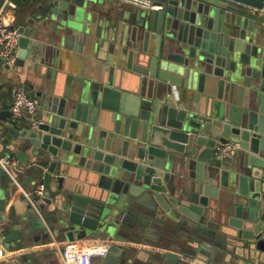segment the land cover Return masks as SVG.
<instances>
[{"label":"water","instance_id":"obj_1","mask_svg":"<svg viewBox=\"0 0 264 264\" xmlns=\"http://www.w3.org/2000/svg\"><path fill=\"white\" fill-rule=\"evenodd\" d=\"M158 1L161 10L93 24L100 0L43 1L56 46H40L28 28L17 60L51 79L27 86L38 126L28 120L18 130L0 111V131L40 168L44 191L33 204L10 194L11 213L26 223L9 231L12 220L0 215L1 246L21 244L20 230L30 239L31 226L41 230L37 243L103 240V264H264V38L252 13L264 0ZM85 45L107 50L109 65L76 76L65 58L60 70L61 48ZM166 83L169 96L157 97ZM219 144L235 154L216 159ZM9 177L0 168V180ZM221 191L213 221L210 198ZM5 193L0 187V212ZM19 259L45 264L35 254Z\"/></svg>","mask_w":264,"mask_h":264},{"label":"crops","instance_id":"obj_2","mask_svg":"<svg viewBox=\"0 0 264 264\" xmlns=\"http://www.w3.org/2000/svg\"><path fill=\"white\" fill-rule=\"evenodd\" d=\"M12 1L15 4V7L9 8L6 12V20L9 25L21 29L23 35L24 31L30 28L29 36L36 38L39 41L40 46H56V34L54 33L50 22L42 12V4L44 0ZM2 2L3 0H0V5ZM138 9L139 8L134 5L119 0H100L98 8L91 13V24H93L94 20L98 18L111 17L113 20H116L118 15H130L132 11H136ZM252 13L254 17V29L261 38H264V11H254ZM61 49L62 57L60 59V70L66 68L62 61H65V58H67L68 60H71L76 76H91L98 73L100 70H103V67L107 66L106 64L109 65L107 50L93 51L86 45L83 46L81 51L76 48L65 49L62 47ZM39 75L41 78L38 77V73L34 71V64H32L29 60H26L24 67L19 66L17 61L13 65H5L0 62V111H5L7 114L11 113L10 107L13 100L14 89L16 87L22 86L27 89L28 85H35L36 89H40L41 80L47 82L49 80L51 81V79L47 78L45 74L42 77L39 72ZM169 87L170 83H166V87H158V85H156L155 94H157V97L160 96L166 98V96H169ZM12 118L15 117H13L11 113V116L7 117V122H12ZM21 118V121L18 120L19 118H15L17 121L14 125L18 130H21L24 127L25 122L30 120L28 116H21ZM39 118L40 109L39 114H37V119L39 120ZM3 124H5V122L2 121L0 117V125ZM0 137V154L14 157L19 162L12 170V175L8 179L0 180V187L4 188L6 192L5 198L7 200L5 211L0 212V215H3L7 218V220H12L13 224L9 225V231H13L12 225L24 226L26 222H23L21 217L15 212L14 214L11 213L9 207L13 199L10 197V194L19 196L21 202H25L26 200L31 202L37 186L44 185L43 173L29 158L26 160H20L18 158L17 149L11 143H2L3 135L1 131ZM224 197L225 192L221 191L219 200L210 198L209 208L212 209L214 215L210 217L211 220L217 221L218 213L215 212V209L222 207ZM43 215L44 212L40 213L41 217H43ZM30 230V239L26 238L23 230L19 231L22 238L21 244L17 243L15 246L11 244V246L9 245L7 248L0 245V264H22L24 263V259H19L21 258V255L29 256L30 254H35L39 259H42L45 264H50L49 262L54 259L57 260L59 264H65L62 256V249H65L67 254L68 264L104 263L105 255H102L101 250V246L104 242L103 240L88 238L76 240L72 243L66 240L60 241L53 239L52 241H39L37 243L31 238V236L40 234L41 230L33 229L31 226ZM167 233L173 236V238L177 237V234H174V232L167 231ZM162 240L170 242V239L164 235L160 236V241ZM142 246L143 248L139 247V249L145 251L148 249L147 245ZM35 247H38V249H34ZM149 247L151 248L150 250L158 251L157 246ZM48 249L51 250L50 254L43 255V253L48 251ZM163 251H166V249H163ZM167 251L175 252L177 254L180 253L179 247L173 244L170 245V248H168Z\"/></svg>","mask_w":264,"mask_h":264},{"label":"built area","instance_id":"obj_3","mask_svg":"<svg viewBox=\"0 0 264 264\" xmlns=\"http://www.w3.org/2000/svg\"><path fill=\"white\" fill-rule=\"evenodd\" d=\"M138 8L161 10L162 3L158 0H119ZM15 7L12 0H3L0 5V62L5 65H13L19 57L20 39L23 35L21 29L12 27L6 20V12L9 8ZM171 93L177 100L179 99L178 87L175 84L171 86ZM13 117L28 116L32 128L38 126L37 114L39 103L36 98L30 96L29 91L22 86L14 89L13 100L10 107ZM1 140V137H0ZM214 157L220 161L231 158L235 154V148L230 144H219L213 150ZM18 160L8 155L0 154V168L12 175V170L18 165ZM44 185H39L35 189L37 195H43ZM32 204L34 201H31ZM68 250V249H67ZM103 253V252H102ZM62 256L65 264H68L65 249H62Z\"/></svg>","mask_w":264,"mask_h":264}]
</instances>
